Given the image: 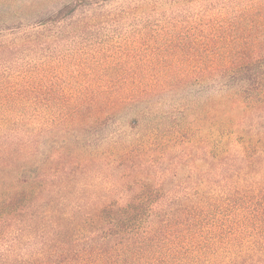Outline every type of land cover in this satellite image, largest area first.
<instances>
[{
	"label": "trees",
	"instance_id": "16d2710c",
	"mask_svg": "<svg viewBox=\"0 0 264 264\" xmlns=\"http://www.w3.org/2000/svg\"><path fill=\"white\" fill-rule=\"evenodd\" d=\"M206 1L0 0V264H264V2L101 36Z\"/></svg>",
	"mask_w": 264,
	"mask_h": 264
},
{
	"label": "rangeland",
	"instance_id": "374dc122",
	"mask_svg": "<svg viewBox=\"0 0 264 264\" xmlns=\"http://www.w3.org/2000/svg\"><path fill=\"white\" fill-rule=\"evenodd\" d=\"M26 1L34 4V6L32 7V9H21L20 12H23L25 16H31L35 12L48 10L50 6H53L60 0ZM131 1L133 0H130V2ZM257 2L263 3L264 0H219L216 7L213 8L210 6L211 1L209 0L206 1L205 5L203 6H187V9H189L190 11L183 10L182 12L176 14L171 12L170 7L165 6L163 9H160L156 13L151 14L152 17L150 19H145L144 22H137V25L134 23L128 25H124L123 23H116L115 26L111 25V27L107 31H105L101 36L105 34L110 35V37H112V35L116 34L115 36H118L116 40L122 45L125 41L131 42L133 40L134 35L136 34L134 32L138 30H143L144 27L149 28V30H161L162 26L166 25L169 22L179 23L181 24V26L179 25L181 29L187 31H190L192 28H194L195 26L198 27L199 25L202 26V30H206L209 23H212L214 20H218V16H221V14L226 12V10H231L237 5H241L243 8H247L255 5ZM195 23L200 24L196 25ZM213 24L214 23H212V25ZM102 133H106V130H104L103 132H99V135H102Z\"/></svg>",
	"mask_w": 264,
	"mask_h": 264
}]
</instances>
